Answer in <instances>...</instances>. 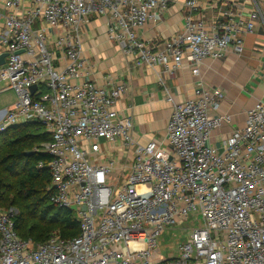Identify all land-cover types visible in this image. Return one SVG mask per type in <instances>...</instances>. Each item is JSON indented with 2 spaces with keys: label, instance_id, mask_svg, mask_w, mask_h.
Here are the masks:
<instances>
[{
  "label": "built area",
  "instance_id": "2783aa9c",
  "mask_svg": "<svg viewBox=\"0 0 264 264\" xmlns=\"http://www.w3.org/2000/svg\"><path fill=\"white\" fill-rule=\"evenodd\" d=\"M184 5L183 28L162 49L137 30L157 22L170 4ZM227 0H1L0 73L15 100L0 107V131L38 123L50 135L36 151L50 176L49 201L73 211L79 233L35 243L15 230L16 211L0 207V264H264V99L247 111L244 125L220 147L212 132L230 123L218 113L224 93L197 86L173 101L166 144H139L133 121L115 109L124 82L109 89L80 82L81 29L92 16H106V36L137 63L161 64L168 74L187 55L198 75L203 59L242 51L247 21L225 12L208 21L203 4ZM255 1L256 0H252ZM35 89L31 91V86ZM200 216L177 256L163 259L158 240L168 228Z\"/></svg>",
  "mask_w": 264,
  "mask_h": 264
},
{
  "label": "crops",
  "instance_id": "0c3cea01",
  "mask_svg": "<svg viewBox=\"0 0 264 264\" xmlns=\"http://www.w3.org/2000/svg\"><path fill=\"white\" fill-rule=\"evenodd\" d=\"M256 9L259 17L253 31L239 34L243 40L242 51L237 54L229 49L220 60L203 59L197 76L191 73L192 64L187 55L182 57L181 66L173 74L166 73L161 64L150 67L137 63L134 54L124 53L119 43L107 39L106 16L89 17L81 29L80 52L86 64L77 82L90 81L105 89L124 82L126 89L115 109L131 117L133 136L139 144L152 139L166 144L172 103L166 100L164 88L173 101L180 102L191 98L197 86L215 87L224 93L218 113L231 118L230 123L222 124L211 134L209 143L220 147L233 129L244 125L247 111L264 99V0H227L218 7L203 4L202 12L208 21L225 20V12H232L236 20L247 21ZM184 10L180 1L170 4L157 22H148L139 28L138 36L152 43L153 49H162L164 41L183 28Z\"/></svg>",
  "mask_w": 264,
  "mask_h": 264
},
{
  "label": "trees",
  "instance_id": "16d2710c",
  "mask_svg": "<svg viewBox=\"0 0 264 264\" xmlns=\"http://www.w3.org/2000/svg\"><path fill=\"white\" fill-rule=\"evenodd\" d=\"M49 139L45 127L38 123L0 131V207L18 210L14 218L17 234L35 243L45 241L52 234L71 238L79 233L73 211L49 201L48 170L36 167L38 161L49 158L36 151Z\"/></svg>",
  "mask_w": 264,
  "mask_h": 264
},
{
  "label": "rangeland",
  "instance_id": "374dc122",
  "mask_svg": "<svg viewBox=\"0 0 264 264\" xmlns=\"http://www.w3.org/2000/svg\"><path fill=\"white\" fill-rule=\"evenodd\" d=\"M7 80L3 73H0V106L7 105L8 102L15 100V93L6 88ZM18 214L16 208H12ZM200 216H190V218L181 225L174 228H168L158 240V253L163 259L177 256V249L181 243H184L190 231L200 224Z\"/></svg>",
  "mask_w": 264,
  "mask_h": 264
},
{
  "label": "water",
  "instance_id": "95a60500",
  "mask_svg": "<svg viewBox=\"0 0 264 264\" xmlns=\"http://www.w3.org/2000/svg\"><path fill=\"white\" fill-rule=\"evenodd\" d=\"M3 57H4V54L0 55V64L3 63ZM35 89V86H31V91H33ZM31 152H28L27 154H30Z\"/></svg>",
  "mask_w": 264,
  "mask_h": 264
}]
</instances>
